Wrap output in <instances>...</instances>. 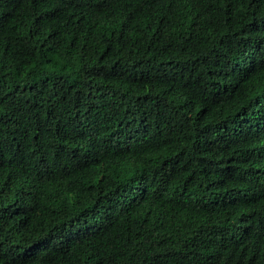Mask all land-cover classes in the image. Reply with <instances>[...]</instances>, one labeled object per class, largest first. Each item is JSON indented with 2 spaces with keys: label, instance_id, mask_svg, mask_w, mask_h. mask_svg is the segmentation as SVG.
Masks as SVG:
<instances>
[{
  "label": "trees",
  "instance_id": "1",
  "mask_svg": "<svg viewBox=\"0 0 264 264\" xmlns=\"http://www.w3.org/2000/svg\"><path fill=\"white\" fill-rule=\"evenodd\" d=\"M0 264H264V0H0Z\"/></svg>",
  "mask_w": 264,
  "mask_h": 264
}]
</instances>
